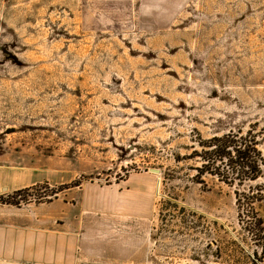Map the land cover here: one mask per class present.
<instances>
[{
    "label": "rangeland",
    "instance_id": "374dc122",
    "mask_svg": "<svg viewBox=\"0 0 264 264\" xmlns=\"http://www.w3.org/2000/svg\"><path fill=\"white\" fill-rule=\"evenodd\" d=\"M239 130L264 155V0H0V168L32 195L142 185L149 247L114 264H264L238 186L194 181L200 139Z\"/></svg>",
    "mask_w": 264,
    "mask_h": 264
},
{
    "label": "crops",
    "instance_id": "0c3cea01",
    "mask_svg": "<svg viewBox=\"0 0 264 264\" xmlns=\"http://www.w3.org/2000/svg\"><path fill=\"white\" fill-rule=\"evenodd\" d=\"M38 181L13 179L0 168V195ZM92 185L69 188L50 202L0 205V264H114L141 245L147 250L149 230L142 236L137 227L149 213L142 185Z\"/></svg>",
    "mask_w": 264,
    "mask_h": 264
},
{
    "label": "trees",
    "instance_id": "16d2710c",
    "mask_svg": "<svg viewBox=\"0 0 264 264\" xmlns=\"http://www.w3.org/2000/svg\"><path fill=\"white\" fill-rule=\"evenodd\" d=\"M259 145L260 141L250 130L245 134L241 130L230 131L208 140L200 139L198 146L201 150H194L190 158L201 163L195 168L196 183H201L198 180L201 177L211 175L231 187L238 186L234 193L239 224L251 237L264 241V221L258 209L264 203V182L258 183L263 178L264 155L259 150ZM168 176L173 179L172 174L168 173ZM255 182L257 184L253 185ZM39 188L41 185L37 184L14 191L7 199H2L3 204L20 207L34 202H50L57 197L58 192L53 190L50 193L30 194L39 191Z\"/></svg>",
    "mask_w": 264,
    "mask_h": 264
},
{
    "label": "water",
    "instance_id": "95a60500",
    "mask_svg": "<svg viewBox=\"0 0 264 264\" xmlns=\"http://www.w3.org/2000/svg\"><path fill=\"white\" fill-rule=\"evenodd\" d=\"M151 172H154L156 174H160L161 170H159V169H151Z\"/></svg>",
    "mask_w": 264,
    "mask_h": 264
}]
</instances>
